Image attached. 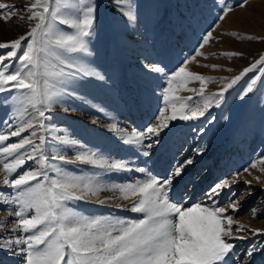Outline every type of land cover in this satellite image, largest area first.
Wrapping results in <instances>:
<instances>
[{"label": "snow or ice", "instance_id": "6c2138e0", "mask_svg": "<svg viewBox=\"0 0 264 264\" xmlns=\"http://www.w3.org/2000/svg\"><path fill=\"white\" fill-rule=\"evenodd\" d=\"M246 4L247 0H239L236 6ZM103 8L126 18L128 23L136 19L133 0H31L22 9L0 2V18L6 22L26 18L29 22L25 34L0 42V50H4L0 52V186L10 189L0 190V211L7 213L6 218H0V252L19 258L21 264H255L257 256H264V241L249 244L242 253L236 242L264 236V229L248 228L233 219L245 195L238 196L234 188L241 182L249 189L253 187L251 180L240 178L264 164V154L242 171L211 183L201 199L192 203H188L187 194L175 199L171 193L181 182L187 181L185 188L197 183L198 176L205 172L198 169L206 153L198 137L195 147L174 156L162 172L147 167L173 121L204 119L206 126L213 125L217 118L211 115V109L225 105L230 90L249 73L259 74L245 83L237 99L243 101L264 81V55L231 78L188 68L197 56L204 55L200 49L209 45L219 22L233 10L232 4L220 8L217 23L201 35L195 55L185 57L178 68L168 70L161 61L145 65L148 71L164 78L159 86L161 109L156 119L130 130L121 128L118 122L106 128L127 155L99 145H80L73 160L63 154H49V139L78 143L44 134L57 130L53 124L54 106L65 96L82 99L78 92L85 78L105 81L95 67L85 62L92 56L89 42ZM241 38L264 39L251 35ZM209 55L243 54L225 51ZM217 80L225 81L223 86L206 95V84ZM190 82L200 83L197 95H178L184 90L197 91L188 88ZM223 119H228L227 115ZM206 126L194 132L199 137L206 135ZM13 138L15 142H10ZM58 162L82 163L101 171L77 174ZM140 163L144 166H138ZM260 171L264 172V167ZM120 172H137L141 178L124 183L102 181V174ZM254 179L264 185L261 177ZM101 191L119 192L122 200L131 203L116 207L142 218L89 215L70 206L73 200L106 204L116 199H99ZM259 191L264 192V186ZM247 195H253L252 191ZM250 211L255 217L259 210Z\"/></svg>", "mask_w": 264, "mask_h": 264}, {"label": "rangeland", "instance_id": "374dc122", "mask_svg": "<svg viewBox=\"0 0 264 264\" xmlns=\"http://www.w3.org/2000/svg\"><path fill=\"white\" fill-rule=\"evenodd\" d=\"M0 2L22 9L31 0ZM226 3L232 4L233 10L219 22L220 26L213 32V39L209 45L200 49L204 55L197 56L189 63L188 68L190 71L205 75L231 78L264 55V39L241 38L248 35L264 38V0H247L245 7L236 6L239 0H133L136 19L132 23H128L126 18L108 8L100 9L96 31L89 42L92 56L87 57L85 62L95 67L105 77V81L92 77L85 78L78 92V97L82 99L65 96L54 106L53 124L57 130L44 134L62 136L78 143L71 145L61 140L49 139L47 141L49 154H63L67 159L73 160L80 145L88 148L99 145L113 153L127 155L128 153L120 147L106 128L110 123L118 122L121 128L130 130L134 127H143L156 119L161 109L159 86L164 84V78L161 74L148 71L145 65L161 61L168 70H175L185 57L195 55L201 35L217 23L216 17L220 15V8ZM28 30L29 22L26 18L24 21L13 18L7 22L0 18V42L18 38ZM233 32L239 35L233 36L231 34ZM2 51L4 50H0ZM225 51H237L243 55L241 57L209 55ZM206 64H217L221 67L212 69L203 66ZM258 74L249 73L230 90L225 105L211 109V115L217 118L215 124L206 126L204 119L173 121L171 129L164 136V143L152 159L148 160L147 167L162 172L174 156L196 146V137L206 147L205 156L198 165V169L203 168L205 172L198 176V179L211 169V164H214L213 169L217 165V176L209 185L222 177H230L249 167L251 162L257 161L264 154V81L258 83L256 90L243 101L237 99V96L245 83ZM224 82L223 80L208 82L206 95L218 90ZM199 87V82H190L188 88L197 91L184 90L178 92V95L195 97ZM66 108L70 110L65 111ZM100 108H104L105 111L99 112ZM225 115L228 119H223ZM0 118H3L2 110ZM202 126L208 127L209 130L206 135L199 137L194 129ZM15 139L10 142H15ZM58 163L66 170L77 174L88 175L101 171L82 163ZM138 166L144 165L140 163ZM262 167L264 164H258L256 169H250L251 175L243 173L240 178L251 180L253 184L251 189L242 182L234 188L238 196L241 193L245 195L241 197L243 203L240 212L234 215L233 219L253 229H264V215L260 214L264 212L262 203L264 192L259 191L264 185L258 184L254 179L256 176L264 179V172L260 171ZM140 178L141 174L137 172L102 174V181L105 184L124 183ZM186 183L181 182L174 188L171 193L173 198L180 199L187 194L190 197L188 203H192L201 199L202 193L209 187L205 186L203 190L199 189L200 194L196 192L192 195L196 184H189L187 187L189 190L185 191L182 190V186ZM0 190L10 191L5 186H0ZM249 190L253 195H247ZM120 196L119 192L101 191L99 199L105 197L116 199L109 200L106 204L73 200L70 206H75L77 210L89 215L142 218L140 214L116 207L117 204L131 203V200H122ZM221 199L223 200V197ZM252 208L259 210L255 217L250 211ZM6 217L7 213L0 211V218ZM257 241H264V236L236 243L242 253L249 244ZM0 264H21V261L7 252H0ZM255 264H264V256H257Z\"/></svg>", "mask_w": 264, "mask_h": 264}, {"label": "bare ground", "instance_id": "6f19581e", "mask_svg": "<svg viewBox=\"0 0 264 264\" xmlns=\"http://www.w3.org/2000/svg\"><path fill=\"white\" fill-rule=\"evenodd\" d=\"M213 165L214 164H211V167H210L211 169L209 171H206V174L202 175L199 179L197 178L198 182L195 183L196 184V189L192 191V195H194V193H196V192H197L196 194H200L199 189L203 190V188L205 186H208L209 183L217 176V165H215L216 168L214 166V169H213ZM184 183H186V181ZM182 187H181L182 190H185V191L189 190V189L185 188V185L182 186ZM195 197H196V195H195ZM192 201H193V199H192Z\"/></svg>", "mask_w": 264, "mask_h": 264}]
</instances>
